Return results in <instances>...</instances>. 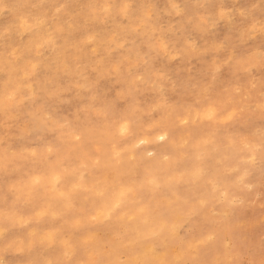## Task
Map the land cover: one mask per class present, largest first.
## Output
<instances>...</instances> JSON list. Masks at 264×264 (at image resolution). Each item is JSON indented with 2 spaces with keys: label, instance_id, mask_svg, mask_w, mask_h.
Masks as SVG:
<instances>
[{
  "label": "clouds",
  "instance_id": "9594fccd",
  "mask_svg": "<svg viewBox=\"0 0 264 264\" xmlns=\"http://www.w3.org/2000/svg\"><path fill=\"white\" fill-rule=\"evenodd\" d=\"M0 264H264V0H0Z\"/></svg>",
  "mask_w": 264,
  "mask_h": 264
}]
</instances>
